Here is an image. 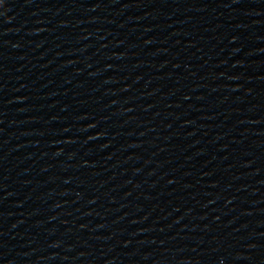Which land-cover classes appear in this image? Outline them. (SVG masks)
<instances>
[{
    "label": "water",
    "instance_id": "1",
    "mask_svg": "<svg viewBox=\"0 0 264 264\" xmlns=\"http://www.w3.org/2000/svg\"><path fill=\"white\" fill-rule=\"evenodd\" d=\"M0 264H264V0H0Z\"/></svg>",
    "mask_w": 264,
    "mask_h": 264
}]
</instances>
